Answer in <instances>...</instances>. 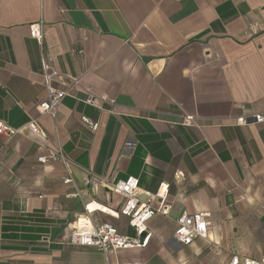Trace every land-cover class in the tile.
Returning a JSON list of instances; mask_svg holds the SVG:
<instances>
[{
    "label": "crops",
    "instance_id": "1",
    "mask_svg": "<svg viewBox=\"0 0 264 264\" xmlns=\"http://www.w3.org/2000/svg\"><path fill=\"white\" fill-rule=\"evenodd\" d=\"M41 21L42 46L30 36ZM253 23L259 32L246 34ZM42 52L79 80L55 119L38 109L48 95ZM260 113L264 0H0V121L21 129L37 120L48 136L42 146L26 135L0 136V264L260 259L264 123L237 124ZM186 115L199 126L187 125ZM49 150L70 161L77 190L64 184L60 160L38 161ZM92 174L109 183L136 177L142 193L167 186L171 212L147 223L145 249L105 255L69 245L86 205L115 211L123 203L106 187H86ZM201 212L211 214L208 238L178 244V217ZM92 217L132 233L124 217Z\"/></svg>",
    "mask_w": 264,
    "mask_h": 264
},
{
    "label": "built area",
    "instance_id": "2",
    "mask_svg": "<svg viewBox=\"0 0 264 264\" xmlns=\"http://www.w3.org/2000/svg\"><path fill=\"white\" fill-rule=\"evenodd\" d=\"M260 30L259 23H253L249 26L246 34L255 35ZM30 36L34 38L40 46L44 41V24L43 22L36 23L30 27ZM43 49V47H42ZM42 75L44 85L47 89V99L38 105L41 114L49 115L56 118L58 107L62 101L72 96L79 80L61 73L54 66V60L51 55L42 52L41 59ZM88 104H94L93 96L88 95L85 98ZM82 121L92 131L98 129V123L91 121L87 117H83ZM187 125L199 126L194 116H185ZM264 123V113L254 114L247 117H241L237 120L239 125H251ZM17 135H26L42 146V143L47 140L46 131L40 126L37 120L30 121L25 128L17 129L6 125L0 121V136L13 138ZM50 160H60L68 170L69 176L64 179L65 185H72L75 190L77 187L74 180L70 176V161L66 158L61 150H49L45 156L38 158L40 163H47ZM176 179H183L182 173L175 175ZM85 186L96 191L100 186L106 187L112 194L120 195L123 198V203L118 210L110 211L113 217H124L132 233H123L114 224L108 222H100L93 219L92 215L99 210H90L91 205L85 206V213L81 217H77L71 226V233L68 243L74 247H85L96 249L105 255L118 254L125 250H141L145 249L151 239V234L148 232L147 223L156 215L168 216L171 212V205L167 202L168 188L164 184L160 185L157 193H142L140 181L138 178L130 176L126 180L116 183H109L102 179L96 178L93 174L85 180ZM160 200L158 207L154 206V201ZM95 202H92V204ZM176 230L174 232V240L182 246H190L197 239H207L212 229L210 213H183L176 220ZM117 264H132V263H117ZM230 264H264V256L260 259L241 258L234 256Z\"/></svg>",
    "mask_w": 264,
    "mask_h": 264
},
{
    "label": "bare ground",
    "instance_id": "3",
    "mask_svg": "<svg viewBox=\"0 0 264 264\" xmlns=\"http://www.w3.org/2000/svg\"><path fill=\"white\" fill-rule=\"evenodd\" d=\"M91 210H99V211H103L105 213H109L110 214V210L100 204H97V203H93L92 205H90V208Z\"/></svg>",
    "mask_w": 264,
    "mask_h": 264
}]
</instances>
